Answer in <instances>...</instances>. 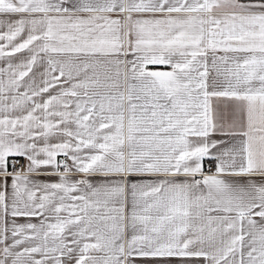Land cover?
<instances>
[{"label": "snow or ice", "instance_id": "6c2138e0", "mask_svg": "<svg viewBox=\"0 0 264 264\" xmlns=\"http://www.w3.org/2000/svg\"><path fill=\"white\" fill-rule=\"evenodd\" d=\"M0 264H264V0H0Z\"/></svg>", "mask_w": 264, "mask_h": 264}]
</instances>
